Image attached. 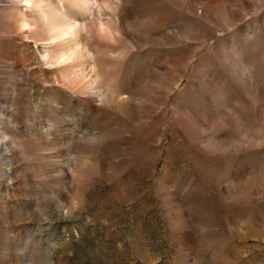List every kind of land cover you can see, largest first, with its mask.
Segmentation results:
<instances>
[{
    "label": "rangeland",
    "instance_id": "374dc122",
    "mask_svg": "<svg viewBox=\"0 0 264 264\" xmlns=\"http://www.w3.org/2000/svg\"><path fill=\"white\" fill-rule=\"evenodd\" d=\"M0 264H264V0H0Z\"/></svg>",
    "mask_w": 264,
    "mask_h": 264
},
{
    "label": "bare ground",
    "instance_id": "6f19581e",
    "mask_svg": "<svg viewBox=\"0 0 264 264\" xmlns=\"http://www.w3.org/2000/svg\"><path fill=\"white\" fill-rule=\"evenodd\" d=\"M7 152H9V151H7Z\"/></svg>",
    "mask_w": 264,
    "mask_h": 264
}]
</instances>
